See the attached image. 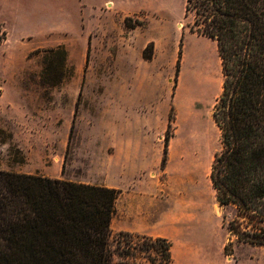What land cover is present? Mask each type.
Segmentation results:
<instances>
[{"label": "rangeland", "instance_id": "1", "mask_svg": "<svg viewBox=\"0 0 264 264\" xmlns=\"http://www.w3.org/2000/svg\"><path fill=\"white\" fill-rule=\"evenodd\" d=\"M185 3L0 0V83L6 88L0 97V168L115 185V166L126 169L133 159L134 180L153 177L157 169L138 168L137 160L163 158L172 116L165 166L172 264H264V247L241 243L232 256L224 253L230 236L224 215L231 218L234 212L219 205L210 180L222 147L213 119L222 61L216 41L190 31L196 15H185ZM127 17L136 27L126 26ZM95 29L99 35L93 36L89 31ZM59 45L67 50V68L65 78L52 86L41 77L44 50ZM144 52H152V59ZM201 53L216 58L220 69V85L208 106L185 94L189 66ZM201 127L212 134L214 147L203 166L191 167L187 142L202 138ZM111 227L115 264L159 262L140 250L142 238L124 236L118 243L115 212ZM123 250L133 255L124 260L118 254ZM202 250L207 257H183Z\"/></svg>", "mask_w": 264, "mask_h": 264}, {"label": "trees", "instance_id": "2", "mask_svg": "<svg viewBox=\"0 0 264 264\" xmlns=\"http://www.w3.org/2000/svg\"><path fill=\"white\" fill-rule=\"evenodd\" d=\"M190 12L196 15L190 31L216 41L222 61V91L213 111L222 147L210 180L219 205L234 212L223 223L230 235L224 253L232 256L236 244L264 247V0H186L185 15ZM129 21L128 28L136 27ZM44 53L41 77L56 86L65 78L67 50L59 45ZM152 57L144 52L145 59ZM12 148L24 163L22 151ZM120 193L0 168V264H115L111 222ZM124 236L142 238L140 250L159 257L152 264H172L170 239L120 232L118 243ZM118 254L124 260L133 255Z\"/></svg>", "mask_w": 264, "mask_h": 264}, {"label": "crops", "instance_id": "3", "mask_svg": "<svg viewBox=\"0 0 264 264\" xmlns=\"http://www.w3.org/2000/svg\"><path fill=\"white\" fill-rule=\"evenodd\" d=\"M99 31L95 29L89 32L94 36V34L99 35ZM5 93V85L0 83V97L4 98ZM134 164L135 160L131 159L128 160L126 169H123L122 163L115 166V185L99 183L102 186L121 190L115 204L116 232H129L154 238L172 239L166 234V167L162 168V159L153 162L150 160H137L138 168L157 169L155 176L140 177L138 180H134V174L136 173ZM137 172L140 173V171ZM57 178H62V176ZM74 181L88 183L82 180ZM174 229L176 233L184 236L180 228L175 227ZM186 256L203 258L208 255L202 250L187 251L183 254L184 258Z\"/></svg>", "mask_w": 264, "mask_h": 264}, {"label": "bare ground", "instance_id": "4", "mask_svg": "<svg viewBox=\"0 0 264 264\" xmlns=\"http://www.w3.org/2000/svg\"><path fill=\"white\" fill-rule=\"evenodd\" d=\"M219 85L220 69L216 58L201 53L199 59L191 64L188 69L185 82L187 98L208 106L216 95ZM200 131L202 134L201 139L197 138L187 142L188 148L186 152L189 155L191 167H194L195 164L203 166L206 163L205 154L214 147L212 134L203 127H201ZM192 171L194 170L191 169Z\"/></svg>", "mask_w": 264, "mask_h": 264}]
</instances>
